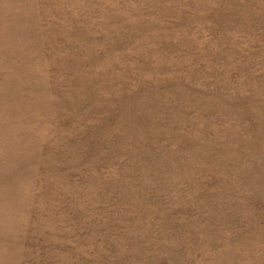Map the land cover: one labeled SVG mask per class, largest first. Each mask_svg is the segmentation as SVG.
<instances>
[{
  "label": "rangeland",
  "instance_id": "1",
  "mask_svg": "<svg viewBox=\"0 0 264 264\" xmlns=\"http://www.w3.org/2000/svg\"><path fill=\"white\" fill-rule=\"evenodd\" d=\"M0 264H264V0H0Z\"/></svg>",
  "mask_w": 264,
  "mask_h": 264
}]
</instances>
